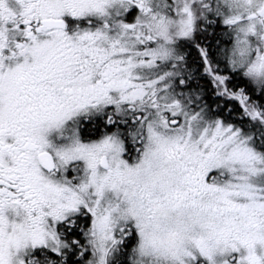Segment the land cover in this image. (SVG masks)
<instances>
[{
  "label": "snow or ice",
  "instance_id": "obj_1",
  "mask_svg": "<svg viewBox=\"0 0 264 264\" xmlns=\"http://www.w3.org/2000/svg\"><path fill=\"white\" fill-rule=\"evenodd\" d=\"M0 264H264V0H0Z\"/></svg>",
  "mask_w": 264,
  "mask_h": 264
}]
</instances>
